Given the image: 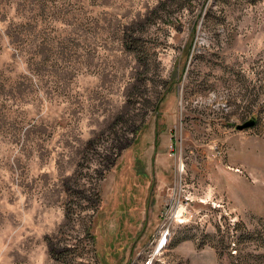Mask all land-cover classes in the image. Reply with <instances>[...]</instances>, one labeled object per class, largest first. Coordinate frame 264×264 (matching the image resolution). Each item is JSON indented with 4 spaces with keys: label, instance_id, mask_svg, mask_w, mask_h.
Wrapping results in <instances>:
<instances>
[{
    "label": "rangeland",
    "instance_id": "374dc122",
    "mask_svg": "<svg viewBox=\"0 0 264 264\" xmlns=\"http://www.w3.org/2000/svg\"><path fill=\"white\" fill-rule=\"evenodd\" d=\"M0 264H264V0H0Z\"/></svg>",
    "mask_w": 264,
    "mask_h": 264
},
{
    "label": "water",
    "instance_id": "95a60500",
    "mask_svg": "<svg viewBox=\"0 0 264 264\" xmlns=\"http://www.w3.org/2000/svg\"><path fill=\"white\" fill-rule=\"evenodd\" d=\"M255 122H256V117H253L245 122H243L242 124L236 126V130L237 131H241V130H245V129H251L253 127H255Z\"/></svg>",
    "mask_w": 264,
    "mask_h": 264
},
{
    "label": "bare ground",
    "instance_id": "6f19581e",
    "mask_svg": "<svg viewBox=\"0 0 264 264\" xmlns=\"http://www.w3.org/2000/svg\"><path fill=\"white\" fill-rule=\"evenodd\" d=\"M166 243V239L165 240H162V242H161V246H160V248L162 247V249L167 245V244H165Z\"/></svg>",
    "mask_w": 264,
    "mask_h": 264
}]
</instances>
